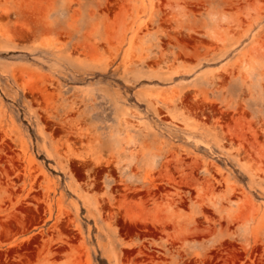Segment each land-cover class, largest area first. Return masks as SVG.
Here are the masks:
<instances>
[{"label":"rangeland","instance_id":"374dc122","mask_svg":"<svg viewBox=\"0 0 264 264\" xmlns=\"http://www.w3.org/2000/svg\"><path fill=\"white\" fill-rule=\"evenodd\" d=\"M0 264H264V0H0Z\"/></svg>","mask_w":264,"mask_h":264}]
</instances>
